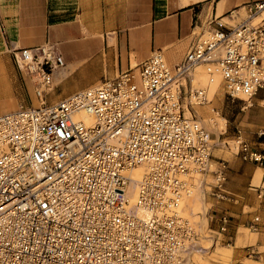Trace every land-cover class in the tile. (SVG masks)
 <instances>
[{"label":"built area","instance_id":"built-area-1","mask_svg":"<svg viewBox=\"0 0 264 264\" xmlns=\"http://www.w3.org/2000/svg\"><path fill=\"white\" fill-rule=\"evenodd\" d=\"M244 8L236 23L206 21L176 63L156 50L55 101L45 95L64 65L58 49L11 48L38 103L0 113V264H185L199 233L182 202L196 174L210 170L213 140L194 106L209 101L214 74L224 93L248 104L264 88V16L253 22L264 0ZM198 65L205 84L193 83ZM236 141L243 159L264 162L263 151ZM136 167L139 179L130 175ZM212 170L220 195L238 202L224 160ZM219 220L226 230L229 215Z\"/></svg>","mask_w":264,"mask_h":264},{"label":"crops","instance_id":"crops-1","mask_svg":"<svg viewBox=\"0 0 264 264\" xmlns=\"http://www.w3.org/2000/svg\"><path fill=\"white\" fill-rule=\"evenodd\" d=\"M248 1L256 0H0V103L9 102L11 109L24 99L20 97L24 75L12 47L48 42L62 54L64 65L53 71V87L45 95L47 101H55L104 76L135 69L156 50L170 63L178 62L206 21L215 17L236 23L245 18ZM10 81L17 93L12 97ZM253 99L255 108L264 113V88ZM30 101L38 103L35 94ZM240 124L257 132L259 143L264 144V115H243ZM231 173L242 184L241 195L238 202L228 204L233 218L223 235L235 240L238 227H247L258 215V229L250 230L244 246L254 249V260L264 264V162H245L235 171L228 170L229 177ZM210 229L220 231V221ZM231 264L251 263L239 251Z\"/></svg>","mask_w":264,"mask_h":264},{"label":"rangeland","instance_id":"rangeland-1","mask_svg":"<svg viewBox=\"0 0 264 264\" xmlns=\"http://www.w3.org/2000/svg\"><path fill=\"white\" fill-rule=\"evenodd\" d=\"M259 18L254 19L253 22L258 21ZM19 71L24 75L23 90L21 89L20 91V97L24 99L20 98L15 103V106L18 103L30 104V97L32 95L34 97V80L24 70L19 68ZM193 76L194 84L207 83L204 65L197 67ZM219 80L220 76L214 74L213 81L209 83V101L194 106L197 112L196 116L211 131L213 140L210 170L196 174V185L192 193L186 196L182 202L181 211L183 215L189 217L194 222L199 233V242L188 254L185 264H231L234 255L239 251H241L245 261L251 264H261L253 258L256 253H253L248 259L245 257L247 254L242 253V250H247V246H244V244L247 241L248 235L251 234L250 229L239 226L235 240L226 238L223 235V232L226 230L212 231L210 229L211 227L213 228L217 221H220L222 213H226L230 218H233L227 211L229 210L228 204L235 203L229 196L222 197L220 195L222 191L215 186V175L212 169L218 165L219 161L224 160L227 168L225 187L231 193L237 194V196L241 195L239 188L242 184L238 182L234 173H231L229 177L228 170L235 171L236 166L254 161L241 157L240 146L236 139L240 137L248 141L251 146L259 151H263L264 149L261 148L264 147V144L259 143L261 137L257 136V132L253 133L251 128L240 124L243 115L262 118L264 113L255 108V100L253 98L251 99L252 104H248V101L243 98H231L228 96L224 93ZM9 90V97L17 94L15 84L11 81ZM34 102L36 104V101ZM8 106H10L9 102L2 101L0 103V109H4V111L8 109Z\"/></svg>","mask_w":264,"mask_h":264},{"label":"bare ground","instance_id":"bare-ground-1","mask_svg":"<svg viewBox=\"0 0 264 264\" xmlns=\"http://www.w3.org/2000/svg\"><path fill=\"white\" fill-rule=\"evenodd\" d=\"M261 16H264V9H263V11L261 12V14L258 15L256 18L261 17ZM256 18H255V19H256ZM199 66H201V65H198L197 67H199ZM197 67H196V68H197ZM193 79H194V76H193ZM85 120L88 121L87 118H86ZM142 173H143V168H142V167H136V168H134V169H132V170L130 171V175H131V177H133L134 179H139V178L141 177ZM134 188H135V184H134V182H132V184L130 185V189H131L132 192L134 191ZM186 199H187V198H186ZM181 210H182V209H181ZM181 213H182V211H181ZM182 214H183V213H182Z\"/></svg>","mask_w":264,"mask_h":264}]
</instances>
